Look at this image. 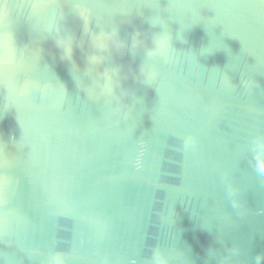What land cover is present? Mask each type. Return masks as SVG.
Returning a JSON list of instances; mask_svg holds the SVG:
<instances>
[{
	"label": "water",
	"instance_id": "1",
	"mask_svg": "<svg viewBox=\"0 0 264 264\" xmlns=\"http://www.w3.org/2000/svg\"><path fill=\"white\" fill-rule=\"evenodd\" d=\"M0 264H264V0H0Z\"/></svg>",
	"mask_w": 264,
	"mask_h": 264
}]
</instances>
